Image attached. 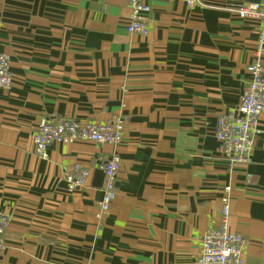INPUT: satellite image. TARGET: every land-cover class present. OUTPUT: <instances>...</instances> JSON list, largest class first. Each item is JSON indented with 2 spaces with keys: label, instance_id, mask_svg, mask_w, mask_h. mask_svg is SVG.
<instances>
[{
  "label": "crops",
  "instance_id": "0c3cea01",
  "mask_svg": "<svg viewBox=\"0 0 264 264\" xmlns=\"http://www.w3.org/2000/svg\"><path fill=\"white\" fill-rule=\"evenodd\" d=\"M185 1L150 0L138 34L123 0H0V52L14 76L0 89V211L10 218L0 264H194L227 186L243 264H264V111L248 163L224 159L213 134L256 60L258 23L236 11L261 0ZM41 116H118L122 141L53 142L41 158ZM112 152L116 196L99 217V157ZM74 163L88 176L69 192Z\"/></svg>",
  "mask_w": 264,
  "mask_h": 264
},
{
  "label": "built area",
  "instance_id": "2783aa9c",
  "mask_svg": "<svg viewBox=\"0 0 264 264\" xmlns=\"http://www.w3.org/2000/svg\"><path fill=\"white\" fill-rule=\"evenodd\" d=\"M150 0H123L129 15L126 22L128 33L146 34L147 25L143 15L150 10ZM199 0H186L192 6ZM245 20L258 23V35L254 54L256 60L248 64L249 82L244 88L239 103L229 112L219 115L215 121L213 134L219 142V151L231 164L248 163L255 137L262 132L259 115L264 111V66L260 57L264 49V0L244 4L236 11ZM7 54L0 52V89H9L14 76L9 68ZM124 121L114 117L106 122L79 121L67 117L41 116L36 124L32 140L35 152L47 157V147L53 142L90 141L96 144L117 145L122 141ZM121 159L117 152L99 157V167L104 174L102 198L99 202L98 216L104 215L116 196L117 175ZM69 192L83 187L88 170L80 163L72 164L63 174ZM229 187L221 198L222 210L219 224L206 230L200 238V254L194 264H243L246 239L238 232L230 230ZM9 215L0 211V251L9 223Z\"/></svg>",
  "mask_w": 264,
  "mask_h": 264
}]
</instances>
